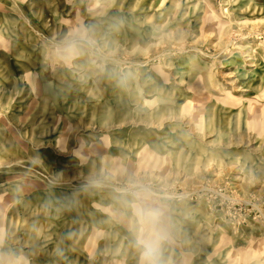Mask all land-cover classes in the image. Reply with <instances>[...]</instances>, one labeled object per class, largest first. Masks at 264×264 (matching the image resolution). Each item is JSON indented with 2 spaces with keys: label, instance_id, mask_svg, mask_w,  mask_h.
Returning <instances> with one entry per match:
<instances>
[{
  "label": "rangeland",
  "instance_id": "rangeland-1",
  "mask_svg": "<svg viewBox=\"0 0 264 264\" xmlns=\"http://www.w3.org/2000/svg\"><path fill=\"white\" fill-rule=\"evenodd\" d=\"M131 181L165 264H264V0H0L2 250L139 264Z\"/></svg>",
  "mask_w": 264,
  "mask_h": 264
},
{
  "label": "clouds",
  "instance_id": "clouds-1",
  "mask_svg": "<svg viewBox=\"0 0 264 264\" xmlns=\"http://www.w3.org/2000/svg\"><path fill=\"white\" fill-rule=\"evenodd\" d=\"M89 42L86 30H77L65 37L59 46L62 58L70 61L77 55V43ZM129 197L126 208L129 216V231L139 254V264H165L163 250L169 239L165 211L155 206V193L144 184L131 181L125 190ZM5 235L0 233V264H27L26 258L12 250H2Z\"/></svg>",
  "mask_w": 264,
  "mask_h": 264
}]
</instances>
